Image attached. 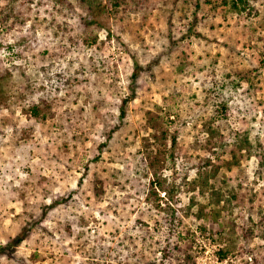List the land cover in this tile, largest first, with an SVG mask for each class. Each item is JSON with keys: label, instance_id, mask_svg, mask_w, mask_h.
<instances>
[{"label": "rangeland", "instance_id": "1", "mask_svg": "<svg viewBox=\"0 0 264 264\" xmlns=\"http://www.w3.org/2000/svg\"><path fill=\"white\" fill-rule=\"evenodd\" d=\"M204 1L0 0V264H264V0Z\"/></svg>", "mask_w": 264, "mask_h": 264}, {"label": "trees", "instance_id": "2", "mask_svg": "<svg viewBox=\"0 0 264 264\" xmlns=\"http://www.w3.org/2000/svg\"><path fill=\"white\" fill-rule=\"evenodd\" d=\"M60 3H64V0H57ZM69 0H66V2ZM80 7H82L83 9H86L88 11V13L90 15L93 16V18L97 19L98 17H101L104 15L105 13V5L103 3H101V0H75ZM123 2V0H113V2L111 3V8L112 11H116L118 10V8L120 7V3ZM204 4L207 6H215V2L214 0H205ZM220 6L222 9H225V11L228 9L229 12L233 13H238L240 15H251L250 9H249V5L248 2L246 0H220ZM249 9V10H247ZM263 63V62H262ZM252 73H242V72H238L235 75L239 78V80H248L249 79V75ZM134 98H130L129 100H125L126 105H128V103L130 101H132ZM219 108V112L222 114V117L227 119L228 118V113H229V109H228V105L227 103H222L221 105H218ZM32 114L35 117H39V109L37 107L34 106L33 110H32ZM126 112L125 109L123 108L121 110V117L123 118L125 116ZM176 143V137H173V144ZM198 184H201L203 186H207L208 181L206 182H195ZM100 184V183H98ZM95 186V189L97 191V194L99 195V191L98 189H100L99 185ZM152 186L155 188L154 183L152 184ZM154 190V189H153ZM155 191V190H154ZM215 195V199L217 198V200H214L213 204L215 206H219L220 203L222 202V198L219 197L220 194H214ZM213 201V200H212ZM194 205V204H193ZM212 205V202L211 204ZM204 213H206L208 215V208L206 206H200L199 209V216H202ZM210 215L212 216V219L214 221H218V219L221 217V211L217 208H215V210L210 212ZM176 214L173 213V215L165 220L166 223V227L169 230L171 235H179V229H180V223L181 220H177V218L175 217ZM179 221V222H178ZM178 222V223H177ZM29 228L24 229L22 231V233L20 235H18L16 238H14L9 244H7L6 246H4L3 248H0V252L4 253L8 250L12 251L11 254H13V251L16 250L18 247H20V245L25 241L28 233H29ZM232 234H234V232L232 231ZM174 244V245H173ZM172 245L174 246L173 249L170 246H168V248L164 249V254L167 255L168 258H172V260H174V264H197L196 261V257L193 254V243L192 241H185V242H175ZM230 246L231 249L230 250H223L221 249L219 252L220 255V260H224L227 255L229 254V252L235 248V243L234 241L231 240L230 242ZM173 250V251H172Z\"/></svg>", "mask_w": 264, "mask_h": 264}]
</instances>
